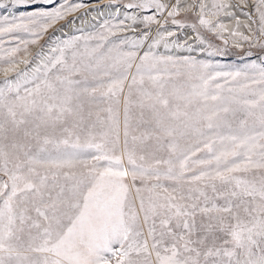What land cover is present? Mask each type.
I'll return each instance as SVG.
<instances>
[{"label": "snow or ice", "instance_id": "obj_1", "mask_svg": "<svg viewBox=\"0 0 264 264\" xmlns=\"http://www.w3.org/2000/svg\"><path fill=\"white\" fill-rule=\"evenodd\" d=\"M181 3L126 8L176 25ZM242 5L257 27L231 35L264 49V0H193L195 40L213 47L205 29L227 45L219 17L239 28L230 9ZM78 7L62 0L0 27L35 37L0 55V264H264V62L249 76L159 54L176 33L125 13L18 69L17 53Z\"/></svg>", "mask_w": 264, "mask_h": 264}, {"label": "rangeland", "instance_id": "obj_2", "mask_svg": "<svg viewBox=\"0 0 264 264\" xmlns=\"http://www.w3.org/2000/svg\"><path fill=\"white\" fill-rule=\"evenodd\" d=\"M62 0H53L52 4L45 3V0H0V27H5V18L9 22L19 23L20 18H27L33 16L39 12L52 11L54 8L59 7ZM71 4H78L79 7L75 11L68 12L62 19L57 20L47 31L40 36L39 40L35 44L28 45V52L25 55L24 51L21 50L17 53V68L31 70L36 64L39 63L40 56L38 53L46 54L49 52L51 47H54L58 42L74 37V36H93L101 31L100 26L105 20H110L112 23L118 22L124 18V14L137 15H155L159 21V25L153 23L152 31L155 33L156 28L160 27L162 31H170L176 33V36L169 38L170 47L165 49L161 44L158 48V53L163 55L172 56H189L194 57L199 61H204L210 64L211 72H236L247 73L249 76L253 75L250 66L255 63L260 65L264 62V49H261L255 40L238 41L237 37L231 35L233 29L244 33L245 35H252L245 27V24L255 29L257 25L248 20L245 15L249 12V6H241V8H232L230 11L235 13V16L240 20L239 28H236L235 18H226L223 14L219 17V20L223 22L228 29L224 33V39L228 41L227 45L223 43L215 34L207 32L205 29H201L213 47L208 48L207 44H201L195 40V31L192 28L193 24L198 25L197 15L199 12L198 7L188 9L187 6L193 4V0H182L181 10L176 16L179 20V24H172L169 19L165 22L167 17V11L163 13H156L155 9H127L126 5L129 0H69ZM166 4H174L176 0H162ZM200 0H196L198 4ZM205 3L211 7L212 0H204ZM235 3H240V0H233ZM170 10V9H169ZM252 16L255 18L254 9ZM115 17V19H113ZM26 22V20H25ZM131 21H125V24H129ZM182 25V26H181ZM145 25L140 23L139 20L136 24L135 31L140 32ZM118 35H128L135 38L132 32L118 33ZM31 40L35 39L24 32H17L13 34L0 33V55H3L4 51L13 48L19 42V40ZM178 38V39H177ZM172 40H177L178 43L184 44L187 42L192 45V48L187 47L176 48L171 45ZM237 42L239 46H237ZM91 43H95L92 41ZM27 59L29 64L26 66L23 63H19V60ZM9 65L0 62V80L4 78L3 69ZM14 73L9 72V77H14ZM218 83L224 84L223 79H218ZM246 81L241 80V83ZM225 87H236V85L228 84Z\"/></svg>", "mask_w": 264, "mask_h": 264}]
</instances>
